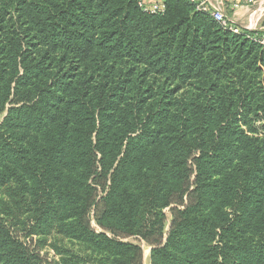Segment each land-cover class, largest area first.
Listing matches in <instances>:
<instances>
[{"label":"trees","instance_id":"1","mask_svg":"<svg viewBox=\"0 0 264 264\" xmlns=\"http://www.w3.org/2000/svg\"><path fill=\"white\" fill-rule=\"evenodd\" d=\"M231 24L0 0V264H264V31Z\"/></svg>","mask_w":264,"mask_h":264},{"label":"crops","instance_id":"2","mask_svg":"<svg viewBox=\"0 0 264 264\" xmlns=\"http://www.w3.org/2000/svg\"><path fill=\"white\" fill-rule=\"evenodd\" d=\"M213 3L237 26L264 31V0H252L251 3L248 0H213ZM143 264H150L149 256L146 262L143 260Z\"/></svg>","mask_w":264,"mask_h":264},{"label":"built area","instance_id":"3","mask_svg":"<svg viewBox=\"0 0 264 264\" xmlns=\"http://www.w3.org/2000/svg\"><path fill=\"white\" fill-rule=\"evenodd\" d=\"M189 2L195 4L196 9L201 10L209 14L215 20L220 21L222 24L226 25V20L230 21L229 18L224 14L221 8H218L217 5L213 3V0H188ZM252 2V0H248ZM138 5L144 10H148L152 13H159L164 10V0H137ZM235 7H239L238 4H234ZM231 22V21H230ZM232 23V22H231ZM240 28L236 24L232 23L229 26L234 32H238ZM254 29V28H246ZM259 43L264 45V34L258 39Z\"/></svg>","mask_w":264,"mask_h":264},{"label":"rangeland","instance_id":"4","mask_svg":"<svg viewBox=\"0 0 264 264\" xmlns=\"http://www.w3.org/2000/svg\"><path fill=\"white\" fill-rule=\"evenodd\" d=\"M2 118H3V115L0 116V120H2ZM14 232L19 236L24 235V231H22V229L19 226L15 227ZM37 238H39V236H37V235L33 236L34 242L37 240ZM54 238L58 239L59 237L58 236L56 237V235H54L52 237V239H54ZM38 245H39V248L41 250L40 258L43 259V264H52L53 261L59 260L60 255L55 253L53 248L49 245V241L47 243H45V245L44 244L40 245L39 243H38ZM141 245L143 248V260H145V262H146L148 260V256H149V248H148V246H146L143 243ZM64 246H65V248H70V249L74 250V247H71V245L67 241H64Z\"/></svg>","mask_w":264,"mask_h":264}]
</instances>
